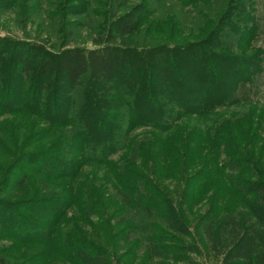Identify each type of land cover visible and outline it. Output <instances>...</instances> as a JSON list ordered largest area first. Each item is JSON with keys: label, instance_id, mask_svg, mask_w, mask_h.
Instances as JSON below:
<instances>
[{"label": "trees", "instance_id": "1", "mask_svg": "<svg viewBox=\"0 0 264 264\" xmlns=\"http://www.w3.org/2000/svg\"><path fill=\"white\" fill-rule=\"evenodd\" d=\"M109 2L112 10L107 11L110 18L106 30L112 33L104 38L95 36L91 48L62 45L55 53H48L38 43L0 39V45L7 47H4L7 51L2 50L0 54V240L11 238L23 244H35L42 237L49 241L54 224L70 206V200L76 198L71 197L73 186L68 191V202L62 201L53 184L67 176L65 170L73 168L71 158L61 152L58 154V146L63 145L65 138L62 131L54 138L51 135L44 148L26 151L46 138L42 137L38 123L46 124L48 130L69 125L72 130L68 133L71 140L77 142L81 158L101 164L123 148L128 132L135 126H149L163 133L179 118L206 120L215 111L229 106L264 104L257 98L264 91L263 49L254 48L245 55L237 48L243 45L245 35H249L247 47H251V40L259 30L256 17L252 15L254 0H223L222 7L213 10L209 19L205 18L197 30V39L179 43L171 40L168 44L161 40L148 47H137L129 40L139 31L145 5L128 6L127 0ZM4 5L6 9L18 10V22L21 19L27 22L37 10L34 5L27 6L24 0H0V7ZM119 8H123V12L115 14ZM261 9L260 20L264 27V0H261ZM96 26L100 30L101 27ZM167 38H170L169 33ZM12 45L20 49L16 51ZM234 47L236 49L231 51ZM241 80L245 82L240 83ZM76 92L81 100L75 105L72 96ZM16 97L22 98V108L12 107L11 99ZM249 111L253 112V108ZM70 117L73 119L68 121ZM238 118L230 121V129L236 135L231 136L227 131L225 138L216 135L218 151L215 149L214 154L208 149V154L217 160L216 153L227 149L220 163L222 171L225 173L228 169L238 174L245 169L251 180H238L235 175L230 177L229 185L244 193L251 188V194L263 197L260 201L264 204V162L255 157L251 149L241 147L260 140V125L254 113ZM198 120L194 121L195 125H199ZM219 126L222 125L215 126L214 132ZM223 129L220 127L218 132ZM192 131L189 129V133ZM250 140L252 142L247 143ZM259 155L261 152H257ZM28 166L36 168L25 169ZM205 167L187 174L186 165L181 168L184 186L177 197H193L187 191L202 178ZM125 172L126 179L122 181L127 180L136 187L140 184L144 191L130 196L119 181L122 188L118 186L120 193L116 198L122 210L119 206L109 209L100 201L102 197H89L92 202L89 217H95L89 224L97 225L106 241L99 246L84 237L72 241L66 236L68 243L63 244V249L68 261L116 264L113 257L117 259V249L111 241L113 237L109 236L110 230L121 237L125 234L126 242H131L128 237L134 235V221L145 237L149 257L162 254L164 244L169 238L173 240L168 232H176L177 227L185 231L180 215L172 210L171 196L146 176H137L135 170ZM200 173L202 175H197ZM90 188L96 192L93 185ZM213 189L215 192L218 188ZM64 191L66 189L60 187L58 193ZM42 192L43 196H38ZM9 193L12 200L3 198ZM219 201H207L203 213L197 205H190V216L184 215L194 230H199L206 255L216 259L218 264H264V219H258L255 214V210L261 212L264 207L248 202L243 208L221 210ZM161 204L166 206L167 213L160 212ZM39 208L46 213L42 215L40 211L38 216L43 220L47 218L50 225L49 233L46 230L41 235L34 231L40 224L23 215ZM123 212L129 215L128 219L119 217ZM112 219H117L115 226L109 223ZM7 226L11 230L8 231ZM0 264H13L2 250Z\"/></svg>", "mask_w": 264, "mask_h": 264}, {"label": "rangeland", "instance_id": "2", "mask_svg": "<svg viewBox=\"0 0 264 264\" xmlns=\"http://www.w3.org/2000/svg\"><path fill=\"white\" fill-rule=\"evenodd\" d=\"M24 2L29 7L34 5L37 9L27 22L22 19L18 22L19 16L16 14L18 10H14V7L11 10L6 9V5L3 8L0 7V39L26 44L38 43L43 45L48 53H55L62 45H66L67 48L73 46L91 48L92 39L95 36L101 35L104 38L112 33L106 30L110 18V13H107V11L112 10L109 8L112 4L109 0H24ZM254 2L255 12L252 15L256 17L259 30L251 40V47H247V40L250 38L249 35H245L243 45L237 48L245 55L251 53L254 48L263 49L262 66L264 70V27L260 20L262 13L261 0H254ZM139 3L145 5V11L142 14L143 21L138 33L134 34L129 40L137 47H148L162 41L168 44V41L171 43V40L179 43L197 39V30L202 27L205 18L209 19L213 10L221 8L223 0H176V2L174 0H127L128 6ZM123 10V8H119L115 14H119ZM96 25L101 27L100 30ZM168 33L170 38H167ZM113 41H116V38ZM4 47L0 45V54L2 50H6L7 47ZM15 48H17L16 51L20 49L19 47L13 49ZM234 49L236 47L232 48L231 51ZM7 54L9 53L7 52ZM38 58L39 56L36 60ZM242 82L245 81L241 80L240 83ZM78 95L79 92H76L72 96V102L75 105L81 100ZM14 96L16 95L14 94ZM257 98L260 103H264V91L260 92ZM11 102L12 107L19 108L23 105L22 98L19 97H16L15 100L11 99ZM252 108L253 112L249 111ZM248 113L256 114V123L260 125L259 129L261 130L259 132L260 140L256 144L247 146L248 148L245 147V144H242L241 147L247 150L251 149L255 157H259L264 162V104L229 106L215 111V114L206 117V120L204 118L198 120L199 118L196 117L179 118L176 124L174 122L175 125L163 133L149 126H135L128 132L123 148L119 152L109 155L101 164L98 161L81 158L78 153L77 142H73L68 133L72 130L69 125L48 130L49 127L46 124L38 123L37 127L42 129V137L46 138L40 139L39 142L27 148L26 151H36L44 148L47 141L51 139V135L54 138L56 133L62 131L65 138L62 140L63 145L58 146V154L61 152L71 158L73 168L70 167L65 170L67 176L57 179L53 184L56 185V193L62 201L68 202V191L73 186L71 197L76 198L70 200V206L63 211L62 216L54 224L50 242L41 237L35 244H23L11 238H4L0 240V250L13 264H73L65 259L66 251L63 247L68 243L65 240L66 236L71 238L72 241L84 237L94 241L99 246L106 241L102 238L103 233L99 232V227L89 224V221L94 222L95 219V217H89L88 211L92 208L89 197H102L100 201L107 205L109 209L113 210L119 206L122 210L121 205L118 204L119 199L116 198V195L120 193L119 187H123L125 193H129L130 196L144 191L140 188V184H137L138 187H136L135 184L131 185L127 180L122 181L126 176L125 171L135 170L137 176H146V179H149L153 185L159 186L167 195L171 196V204L174 205L175 209L172 207V210L180 215L182 224L186 228L184 231L183 228L181 230L177 227L176 232H168L173 240L169 238V241L164 244L162 254H151V257H149L150 254L147 250L144 235L142 236L140 230H137V221H134V235L128 237L131 242H126L127 237L125 234L123 237L115 235L116 231L111 229L109 236L113 237L111 241L114 242L117 249V259L115 260V257H113V262L116 264H218L216 259L206 255L200 243L199 230H194L193 224L187 222L184 215L187 218L190 216L188 208L190 205H197L200 213H203L207 208V201L210 202L212 199H220L221 210L232 207L243 208L247 206L248 202L264 207V204L260 201L263 197L254 192L251 194V188L244 193L233 190L229 185V180L235 175H237L238 180H251L247 172H244L245 169L238 174L228 171V169L225 170V173L222 171L220 163L221 160H224L225 157L223 156H225L227 149L216 153L218 162L208 154V149L214 154L215 149L218 151L219 145L214 137L220 135V137L225 138L227 137L226 131L231 136L236 135V132L230 129V121L236 120V118L239 119L238 117ZM27 119L30 120L31 117H27ZM72 119L73 117H70L68 121ZM195 120L199 121L197 122L199 125H195ZM218 125H222L224 129L218 132V129L222 127L219 126L214 132L215 126ZM195 126H198L199 129ZM235 127L233 126L232 129L235 130ZM189 129L193 131L189 133ZM251 142L252 140L247 143L250 144ZM257 152H261L262 155L257 156ZM77 165H79L78 168H76ZM185 165L186 174L194 171L198 172L206 165L205 174H197L202 175V178L194 184V188L187 191L193 197L179 198L177 194H180L181 186H184V178L180 170ZM35 168L36 166H28L25 169ZM74 168L76 169L72 173ZM16 176L17 173L14 174V177ZM119 181L123 182L122 187ZM90 185L96 188V192H93ZM60 187H64L66 191L58 193ZM213 188L218 189L214 192ZM177 189L179 192L176 191ZM186 190L184 193H186ZM10 194L3 198L12 200L13 198H9ZM215 194H217L216 197H213ZM41 195L43 196V192L38 194V196ZM114 198L115 201H113ZM95 200L92 201L95 202ZM197 206L193 208L194 213ZM43 210L39 208V210L33 211L32 214H23L33 222L36 221L40 224L34 227V231L40 235L46 230L49 233L48 229L50 230V225L46 221L47 218L43 220L42 217L38 216L40 211L42 215L46 213ZM164 211L167 213L168 210L165 205L161 204L160 212ZM255 214L258 219H264L263 210L261 212L255 210ZM124 216L127 219L129 218V215L124 212L119 217L124 219ZM116 220L112 219L109 222L110 225L115 226L117 224ZM161 228L160 230H162ZM7 229L8 231L11 230L8 226Z\"/></svg>", "mask_w": 264, "mask_h": 264}]
</instances>
